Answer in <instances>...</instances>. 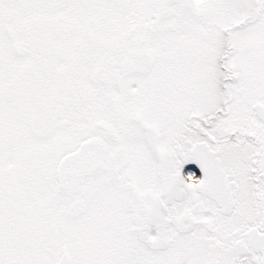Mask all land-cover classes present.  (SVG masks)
Here are the masks:
<instances>
[{
  "label": "snow or ice",
  "instance_id": "snow-or-ice-1",
  "mask_svg": "<svg viewBox=\"0 0 264 264\" xmlns=\"http://www.w3.org/2000/svg\"><path fill=\"white\" fill-rule=\"evenodd\" d=\"M0 264H264V0H0Z\"/></svg>",
  "mask_w": 264,
  "mask_h": 264
},
{
  "label": "flooded vegetation",
  "instance_id": "flooded-vegetation-1",
  "mask_svg": "<svg viewBox=\"0 0 264 264\" xmlns=\"http://www.w3.org/2000/svg\"><path fill=\"white\" fill-rule=\"evenodd\" d=\"M188 172H195L197 177L201 175L200 170L194 163H186L182 168V174H187Z\"/></svg>",
  "mask_w": 264,
  "mask_h": 264
}]
</instances>
